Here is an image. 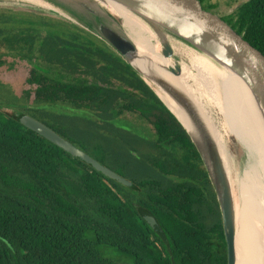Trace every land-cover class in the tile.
I'll list each match as a JSON object with an SVG mask.
<instances>
[{
	"label": "trees",
	"instance_id": "trees-1",
	"mask_svg": "<svg viewBox=\"0 0 264 264\" xmlns=\"http://www.w3.org/2000/svg\"><path fill=\"white\" fill-rule=\"evenodd\" d=\"M234 18V30L264 56V0H249ZM2 46L0 67L12 55L35 66L22 94L37 106L19 116L0 110V264H118L107 249L131 264H227L221 214L201 158L129 65L86 31L36 14L0 10ZM127 113L152 125L155 140L124 125ZM22 115L41 121L133 188L23 127ZM142 206L159 222L162 237L145 232Z\"/></svg>",
	"mask_w": 264,
	"mask_h": 264
},
{
	"label": "water",
	"instance_id": "water-1",
	"mask_svg": "<svg viewBox=\"0 0 264 264\" xmlns=\"http://www.w3.org/2000/svg\"><path fill=\"white\" fill-rule=\"evenodd\" d=\"M91 1L94 0H0L2 3L8 2L25 9L60 17L67 20V23L70 22L69 24L93 35L129 65L153 91L183 127L201 158L221 214L227 264H236L235 202L222 153L193 100L163 73H168L172 77H179L182 74L180 58L171 43L174 40L208 59L215 68L225 69L243 82L250 93L254 111L264 131V56L219 15L203 8L199 0H109L142 18L152 29L159 43L161 57L164 60L173 61L171 67L162 63L150 65L147 63L149 58L141 56L135 44L124 33L121 19L109 15L105 10L95 8ZM19 12L32 14L25 11ZM136 59L144 62L145 73L133 65L132 62ZM157 90L184 113L192 128L191 132ZM16 115L19 116L18 113ZM19 122L23 127L91 166L108 179L124 186L132 185L123 176L102 165L41 121L29 115H22ZM230 140L235 142L234 136L226 133L224 140L226 150L232 157L228 146ZM154 224L153 219L151 225Z\"/></svg>",
	"mask_w": 264,
	"mask_h": 264
},
{
	"label": "bare ground",
	"instance_id": "bare-ground-1",
	"mask_svg": "<svg viewBox=\"0 0 264 264\" xmlns=\"http://www.w3.org/2000/svg\"><path fill=\"white\" fill-rule=\"evenodd\" d=\"M91 4L121 19L124 33L135 44L139 54L149 58L148 64L173 66V61L161 57L159 43L142 18L109 0H94ZM171 43L180 58L182 74L179 77L163 74L182 88L199 109L222 153L233 189L236 264H264V131L250 93L243 82L229 71L215 68L208 59L174 40ZM132 63L145 73L141 59ZM194 71H197V77L193 75ZM157 92L191 132L188 119L179 107L161 91ZM226 133L234 136L235 144L243 151L244 159L240 165L227 153Z\"/></svg>",
	"mask_w": 264,
	"mask_h": 264
},
{
	"label": "rangeland",
	"instance_id": "rangeland-1",
	"mask_svg": "<svg viewBox=\"0 0 264 264\" xmlns=\"http://www.w3.org/2000/svg\"><path fill=\"white\" fill-rule=\"evenodd\" d=\"M233 1V2H232ZM236 0H205L204 4H215L217 5L216 9H213L212 12L219 15L220 17H223V15H227L232 13L240 4V2ZM246 0H243V2ZM0 9L2 10H12V11H25L30 12L32 14L38 15V17H49L54 18L60 21H66L65 19H62L60 17L53 16L51 14H47L45 12H38L30 9L22 8L21 6L9 4L8 2H0ZM43 21L47 22L48 20L43 19ZM70 23V22H68ZM47 28H39V32L41 36H44L46 33ZM1 53H6L5 47L0 48ZM35 61V60H34ZM37 64L38 62L35 61ZM40 67H36L42 72L53 74L51 73L53 70L47 68L45 69V64L39 62ZM32 67H35L32 63L25 60H20L17 57L7 56L6 57V63L0 67V110L7 111V112H15L18 114H21L22 111L26 109H31L36 107L37 105L33 103L34 98L32 96L27 97L26 95H23L22 92L25 91V89L29 88L26 83V78L29 76V73L32 69ZM197 72L194 71L193 75ZM83 82H86L88 84H99V82L92 81L91 79H83ZM194 83V82H192ZM42 105L41 107H43ZM50 109L54 110L55 112L61 113V114H67V115H83L82 112H77L69 109H63L58 107H51ZM89 117V116H88ZM124 125H127V127L131 130L138 131L142 135L147 136V138H152L155 135V130L152 125L148 124L147 122L141 120L140 118L133 115H129V117H125L122 119ZM118 126H120L118 123H116ZM123 126V124L121 123ZM230 139H233L232 136H229ZM228 146L231 152L232 157L235 160V163L240 165L243 163L244 154L243 151L235 144V142H232L231 140L228 141ZM107 255L113 259L118 264H128V260L121 256L119 253H117L114 250L107 249Z\"/></svg>",
	"mask_w": 264,
	"mask_h": 264
},
{
	"label": "flooded vegetation",
	"instance_id": "flooded-vegetation-1",
	"mask_svg": "<svg viewBox=\"0 0 264 264\" xmlns=\"http://www.w3.org/2000/svg\"><path fill=\"white\" fill-rule=\"evenodd\" d=\"M200 2H201V4H202V6H203V8H205L206 10H208V11H211L212 12V10L213 9H216L217 8V5H215V4H208V5H205L204 4V1L205 0H199ZM236 1H238V2H240V4L238 5V7L232 12V13H230V14H227V15H223V17H221L224 21H226L228 24H230L231 22L230 21H232V23L230 24L231 26H232V24L233 23H236V18H234V19H232L231 20V18L233 17V16H235L236 15V13H237V11H238V9L244 4V3H246V2H248L249 0H246V1H244L243 2V0H236ZM235 1V2H236ZM233 2V1H232ZM233 27V26H232ZM71 110H73V109H71ZM129 115H132V114H129V113H127V117H129ZM78 116H83V115H80V114H78ZM135 115H133V117H134ZM134 132H136L137 133V131H134ZM140 133V132H139ZM141 134V133H140ZM142 135V134H141ZM144 137L143 138H145V139H148V140H155L154 139V137H152V138H147V136H145V135H143ZM131 153L134 155V156H138V154L136 153V152H133V151H131ZM115 172V171H114ZM117 173V172H116ZM118 174V173H117ZM120 175V174H119ZM126 180H128L129 182H131L129 179H127L126 177H124ZM119 184V183H118ZM131 186H125V187H127V188H129L130 190L133 188V183L131 182ZM121 185V184H120ZM124 186V185H123ZM134 207H135V205H134ZM140 210H141V213H142V217L145 219L142 223H143V227H144V229H145V232L146 233H148L150 236H154L153 234H155V235H158V236H160V237H162V233H163V229H162V227L159 225V222L157 221V219L154 217V215L150 212V211H148L145 207H141L140 208ZM155 220V224L152 226L151 225V222H152V220ZM129 262H128V264H131V260L129 259L128 260Z\"/></svg>",
	"mask_w": 264,
	"mask_h": 264
}]
</instances>
